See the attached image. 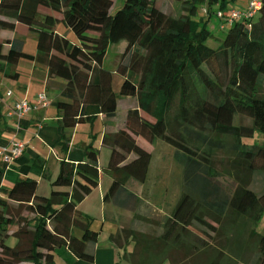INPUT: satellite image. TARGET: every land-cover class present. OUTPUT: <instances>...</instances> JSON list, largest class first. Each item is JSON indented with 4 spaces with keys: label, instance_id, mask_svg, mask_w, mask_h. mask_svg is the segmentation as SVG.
<instances>
[{
    "label": "trees",
    "instance_id": "16d2710c",
    "mask_svg": "<svg viewBox=\"0 0 264 264\" xmlns=\"http://www.w3.org/2000/svg\"><path fill=\"white\" fill-rule=\"evenodd\" d=\"M178 1L191 14L205 3L199 28L188 16L166 14L157 0H122L111 13L114 0H0V31L36 34L34 55L23 50V38H0V70L15 77L18 73L8 67L30 57L45 64L49 76L66 81L63 98L57 101L58 132L66 151L70 136L65 128L84 119L83 103L97 104L105 117L116 113L113 73L103 61L109 45L123 40L115 64L122 76L118 94L134 96L138 106L127 111L117 132L103 136L110 146L105 168L113 172L103 198L129 206L133 193L127 181L146 182L156 140L183 153V180L189 190L177 199L160 234L150 237L127 229L124 237L133 248L139 247V254L132 249L138 258L132 257V251L128 258L134 264H147L142 253L149 250L160 256L159 261L169 257L171 264H186L189 248L197 249L196 243L187 244L188 226L196 221L216 231L214 224L222 221L228 209L233 217H226L235 224L245 218L251 221L249 236L256 238L259 251L256 264H264V229L258 232L264 215V0L252 17L233 20L228 19L227 0ZM215 2L218 8H213ZM217 11L223 14L215 15ZM213 13L223 30L221 37L214 33ZM58 22L74 32L75 41L56 31ZM94 65L99 76L91 82L89 71ZM239 116L250 122H242ZM206 129L215 135L209 141L214 147L223 146V135L238 141L229 159L231 181L217 179L210 158L182 134L208 141L200 134ZM84 154L83 161H60L48 195L38 194L37 180L26 176L13 182L6 197L0 196V264H57L56 248L61 246L76 258L94 259L88 245L98 240L100 230L90 227V216L79 211L77 204L100 182L103 172L97 148L88 144ZM35 164L43 167L40 158ZM256 174L263 176L260 191L251 185ZM25 210L33 216L28 217ZM76 225L82 227L80 235L72 233ZM11 226L16 227L12 233ZM8 236L16 238L14 245L7 242ZM112 239L117 243L114 235ZM207 264L217 260L214 257Z\"/></svg>",
    "mask_w": 264,
    "mask_h": 264
},
{
    "label": "crops",
    "instance_id": "0c3cea01",
    "mask_svg": "<svg viewBox=\"0 0 264 264\" xmlns=\"http://www.w3.org/2000/svg\"><path fill=\"white\" fill-rule=\"evenodd\" d=\"M247 1L248 0H242L240 4L233 7L244 9ZM205 14L206 7L204 4L202 15L199 16V18L204 17ZM55 29L59 34L65 33L68 35L72 41L76 40L75 36L71 35V31L67 30L62 32L63 30L59 27V24L55 26ZM8 35L23 38V50L28 54H35L36 34L34 32L0 31L1 39ZM124 43V41L121 42L123 47ZM114 50H116L114 55L117 58L121 48L115 46ZM116 61H114V65L111 67L113 73L112 87L114 92L118 95L116 113L111 117H105L97 104L83 103L80 107V114L84 119L77 122L72 127L65 128V130H67V135L70 136L68 143L69 148L66 151L60 143L58 127L60 124L61 112L57 106V101L63 98L62 90L66 86V81L62 77L49 76L45 64L30 57H22L15 64L8 67L9 71L15 70L18 73L15 77H9L0 70V150L9 146L11 142L15 140L21 141L24 144L23 153L9 162H5L0 153V196L6 197L13 182L19 177L26 176L33 177L37 180L36 192L38 194L48 195L53 187L51 182L58 172L60 161L62 159L71 162L83 161L85 158L84 147L88 144L98 149L97 163L103 169L102 172L104 171L107 175L103 173L100 182L92 188L78 206L86 204L92 194H94L97 199H100V196L104 195L103 193H105L112 179L113 172L105 168L110 146L103 142V136L106 133L113 134L117 132L124 123L127 111L138 106L137 99L134 96H120L118 94L122 76L116 72ZM98 76V68L94 65L89 71V80L91 82H96ZM40 91H44L46 94V105L29 108L24 116L18 117L13 111V106L16 101L26 99L31 103L35 100L37 93ZM156 146L157 140L153 151H155ZM36 158L42 160L43 167H39L35 164ZM150 165L151 161L149 170ZM130 180L137 182L129 178L127 183ZM262 189L263 185L262 187L258 186L256 191ZM108 202L109 201L104 200V198L99 202L101 210H103V215L108 212L106 209ZM10 203L16 204V202L12 201ZM82 211L90 215L87 208H84ZM74 229L81 232V226L76 225L72 228L73 234H81L75 233ZM112 235H114V233H109L108 236L104 235L101 238L100 234L98 240L94 244L88 245V250L94 253V259L92 261L76 258L65 246L63 254L57 255L56 252V263L119 264L121 258L126 264H134L125 255L128 253L127 248L130 244L120 246L112 239Z\"/></svg>",
    "mask_w": 264,
    "mask_h": 264
},
{
    "label": "rangeland",
    "instance_id": "374dc122",
    "mask_svg": "<svg viewBox=\"0 0 264 264\" xmlns=\"http://www.w3.org/2000/svg\"><path fill=\"white\" fill-rule=\"evenodd\" d=\"M241 1L242 0H227V8H229V10L231 8H235L233 6L240 4ZM121 3L122 0H114L113 6L110 8V13L119 8ZM157 4L166 14L175 17L188 16L193 21V23L197 25V28L200 27L201 18H199V16L202 15L203 6L205 3H199L197 5L195 14L189 13V10L185 9L181 1L178 0H157ZM218 7L219 2H215L213 8ZM211 20L216 26L214 33L221 37L223 35V30L218 27V18L215 17V15H212ZM58 24L63 30L62 32L69 30L71 31V35L75 36L74 32L65 26L63 22H58ZM122 41L123 40H120L113 45H109L106 55L104 56V65L109 66L110 68L113 67L114 61L119 59L121 55L123 49L121 44ZM115 46H119L121 48L120 54L117 58L114 55V52L116 51L114 50ZM239 118L244 123L250 122L247 117L239 116ZM182 134L188 144H190L202 155H207L210 158L209 161L211 162L210 164L212 166L213 175L217 179L222 181L232 180V170L229 166V159H232L236 151L233 147V144L238 143V141L233 136L223 135L221 137L223 146L214 147L209 143V141L214 139L215 135L209 129L200 131V134L205 139H208V141L197 140V138H194V136H191L189 133ZM153 152L154 153L146 182L144 184H139L138 182L130 180L127 183V189L133 193V197L130 199L131 203L129 206L122 207L119 206L115 201L111 202L108 200L109 202L107 203L106 208L108 212L103 215V210H101L99 205L100 200L102 201L103 195L100 196V199H97L95 198L94 194H92L91 198H89V201L86 202V204L81 206H78L80 202L77 204V209L79 211L84 212L82 210L87 208V210L90 212V227L95 230H100L99 235L101 234V238L104 235L108 236L109 233H114V237L120 246L130 244L127 248L128 253L133 249V251L135 250L136 253L139 254V247L135 246V248H133L132 241L129 240L128 237H124V235L127 236V229H129L131 233H143L144 235L150 237L160 234L163 230V225L167 217L171 215V212L179 196L182 194V192L189 191L183 180V168L185 164V160L182 155L183 153L161 140H157V146ZM108 157L106 159V163ZM103 173L107 175L104 171ZM261 179L263 180V176L261 174H256L254 176V180L252 181L251 185L255 190L258 186L262 187ZM226 191L229 193L228 189ZM25 214L28 217L33 216L32 213H29V211L27 212L26 210ZM226 216H228L229 219L233 217L229 214L228 209L227 213L224 214L222 221L218 224H214V220L212 218L210 219V217H206L205 215L207 220L218 226L216 231H210L208 228L197 223L196 221H192L185 234L187 238V244L194 245V243H196L197 249L192 250L189 248L190 251L187 252L189 259L187 260L186 264H207L214 257L217 260V264L257 263V258L259 255L257 240L255 237L249 236V231L251 228L249 224L251 221L247 223V219L245 218L243 222L240 221V223L238 220V223L235 224L237 221H231L227 219ZM49 225L51 227L52 223H49ZM15 228V226H11L10 233H12ZM121 228L125 230L123 231V234H119ZM263 229L264 215L262 216V220L258 226V232L262 231ZM74 232L81 233L82 231L80 232L79 230L74 229ZM201 240H204V242L206 241L209 246L203 244ZM16 241L17 240L14 236H8L7 238V242L12 245H14ZM64 247L65 246L56 248L57 255L63 254ZM128 253L126 254V257H129ZM142 254L145 259L148 260L147 264H171L169 257H165L159 261L160 256L150 254L149 250L143 252ZM133 255H135L134 252L132 253V257H134ZM119 261V264H126L123 260H121V258Z\"/></svg>",
    "mask_w": 264,
    "mask_h": 264
},
{
    "label": "built area",
    "instance_id": "2783aa9c",
    "mask_svg": "<svg viewBox=\"0 0 264 264\" xmlns=\"http://www.w3.org/2000/svg\"><path fill=\"white\" fill-rule=\"evenodd\" d=\"M259 5L260 0H249L244 9H238L237 7L231 8L230 10H227L228 19L233 20L237 17H252ZM222 12L223 11H217L216 15L221 16L223 14ZM46 100L47 98L45 92L40 91L37 93L35 100L31 103H29L26 99L16 101L13 106V111L18 117H22L29 108H36L40 105H46ZM23 150L24 144L21 141L15 140L12 141L9 146L2 148L0 153L3 156V160L5 162H9L20 156L23 153Z\"/></svg>",
    "mask_w": 264,
    "mask_h": 264
},
{
    "label": "clouds",
    "instance_id": "9594fccd",
    "mask_svg": "<svg viewBox=\"0 0 264 264\" xmlns=\"http://www.w3.org/2000/svg\"><path fill=\"white\" fill-rule=\"evenodd\" d=\"M229 10V9H228ZM216 15V14H215Z\"/></svg>",
    "mask_w": 264,
    "mask_h": 264
}]
</instances>
